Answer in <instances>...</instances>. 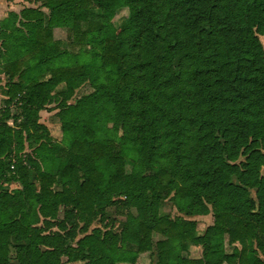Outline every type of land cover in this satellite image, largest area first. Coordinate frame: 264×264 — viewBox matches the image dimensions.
Returning <instances> with one entry per match:
<instances>
[{
	"label": "trees",
	"instance_id": "16d2710c",
	"mask_svg": "<svg viewBox=\"0 0 264 264\" xmlns=\"http://www.w3.org/2000/svg\"><path fill=\"white\" fill-rule=\"evenodd\" d=\"M39 1L0 25V264H264V0Z\"/></svg>",
	"mask_w": 264,
	"mask_h": 264
},
{
	"label": "rangeland",
	"instance_id": "374dc122",
	"mask_svg": "<svg viewBox=\"0 0 264 264\" xmlns=\"http://www.w3.org/2000/svg\"><path fill=\"white\" fill-rule=\"evenodd\" d=\"M128 16V9L126 7H120L118 8L115 13H114V16L112 17V22L114 25H118V23L120 22V20H122L124 17H127ZM61 36V35H59ZM64 38L66 37L65 34H63ZM259 39L261 41V44H262V47L264 49V36L263 35H259ZM92 90V88L88 85V84H84L82 85L80 88H77L75 90V94L74 96H72L71 99L68 100V102H72L74 100V98L78 97V96H81L83 94H86L88 92H90ZM52 106H54L53 103H51ZM50 107H48L46 110H42L40 112V115H39V118H40V121L42 122H46L47 124H49V130L52 134V136L54 138H58L60 137V127H59V122H58V119L57 117L53 114V111H49ZM51 109H54V110H57L55 108H52ZM13 112H19L17 111L16 107L14 106L13 107ZM9 122H11V120L9 119L8 120ZM10 124L13 125V123L11 122ZM108 126H110V124H107ZM242 157L239 158V160H241ZM126 170H129V165L126 164ZM251 194H253V191L251 190L250 191ZM124 209L122 206H119L118 204L116 205H111V206H108L106 208V218L104 219H100L99 218H95L92 220V222L90 223L89 225V228H88V232L91 230L92 227L94 226H98L100 227L101 229H112L113 231H119L123 222H124V216L122 215L124 213ZM133 211V209H131ZM175 205L174 203L168 198V197H164L160 203H159V209H158V212L160 214H169V215H174V212H175ZM63 215V211L62 209L60 208L58 210V217L61 218ZM212 215L209 214L205 217H202V218H198V224L196 226V232L197 234L198 233H201L203 232V229L205 228V226L211 222V218ZM78 221V222H77ZM72 222H75L76 223V227L74 228V232H73V238H72V241L71 243L75 244L77 242L78 239H80L83 235H85V228L82 229L81 226L83 225L82 221L78 220V219H75L74 221ZM72 223L68 222V226H70ZM52 229L51 230H54L56 232H59L56 227H51ZM159 237V235H153V238L154 240L157 239ZM190 254L191 256H196L198 254H200V248L198 246H191L190 247ZM141 257L143 259V262L144 264H148V253H143L141 254ZM61 264H81V263H77V262H72V263H67L66 262V258L63 256L61 257ZM9 264H18L17 261L15 259H11L10 258V262Z\"/></svg>",
	"mask_w": 264,
	"mask_h": 264
},
{
	"label": "crops",
	"instance_id": "0c3cea01",
	"mask_svg": "<svg viewBox=\"0 0 264 264\" xmlns=\"http://www.w3.org/2000/svg\"><path fill=\"white\" fill-rule=\"evenodd\" d=\"M24 8H34V9H38L39 11H41L43 13L44 17H46L47 16V13H48V10L44 6L41 5V2L39 0H0V25L2 23L9 22V15L11 13L17 15V20H16L15 25H18L19 20H21L20 12ZM45 19L46 18H44V20ZM63 34L66 35L65 38H64ZM59 35H61V36H59ZM67 36H68L67 28L60 27V26H54V27H52V37H53V39L60 40V41H65L67 39ZM1 40L2 39L0 38V43H1ZM5 80H6V77H5L4 73L2 72L1 62H0V108L3 106V101L7 98V96L3 92V87H4ZM48 107H52V105L50 104ZM10 109L12 111H14L13 110V106H11ZM42 110H46V109H42ZM42 110L39 111V115H40V112ZM48 110L49 111H53V114L57 117V115H56L57 110H54V109H51V108H49ZM57 119H58V117H57ZM39 121H40V118H39ZM11 122L7 121L8 124H10ZM40 122L43 123L47 127V129L49 131V135L54 140H56V141L60 140L61 133H60V137L54 138L52 136L50 130H49V127H48L49 124H47L46 122H42V121H40ZM58 122H59V120H58ZM59 127H60V123H59ZM60 131H61V129H60ZM174 214H178V212L175 210ZM209 214H211V213H209ZM209 214H207V215H209ZM180 215H182V214H180ZM207 215H195V216H184L183 215V216L186 219L195 220L196 223L198 224V222H197L198 221V218H202V217H205ZM211 218H212L211 219V222L208 223L205 226V228L208 225L212 224L213 217H211ZM204 229H203V231H204ZM201 233H198V234H201ZM154 234L156 235L157 233H154ZM157 235H159V234H157ZM161 237L162 236L159 235V237L157 239H160ZM235 245L236 244H231V245L226 244V246H225V252L230 253L232 251L233 246H235ZM190 247H189V256H191V254H190V252H191ZM200 251H201V249H200ZM183 254H185V253H183ZM199 256H200V254H198L196 256H191V257L196 258V257H199ZM223 264H226V263H223Z\"/></svg>",
	"mask_w": 264,
	"mask_h": 264
},
{
	"label": "built area",
	"instance_id": "2783aa9c",
	"mask_svg": "<svg viewBox=\"0 0 264 264\" xmlns=\"http://www.w3.org/2000/svg\"><path fill=\"white\" fill-rule=\"evenodd\" d=\"M11 167H12V165H11Z\"/></svg>",
	"mask_w": 264,
	"mask_h": 264
}]
</instances>
